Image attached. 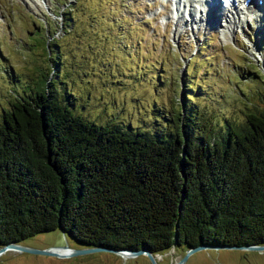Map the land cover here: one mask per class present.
Segmentation results:
<instances>
[{
    "label": "trees",
    "instance_id": "trees-1",
    "mask_svg": "<svg viewBox=\"0 0 264 264\" xmlns=\"http://www.w3.org/2000/svg\"><path fill=\"white\" fill-rule=\"evenodd\" d=\"M59 45L45 40L51 72L40 68L0 121V249L56 230L154 255L264 245V91L243 120L204 116L185 94L156 130L99 124L54 73Z\"/></svg>",
    "mask_w": 264,
    "mask_h": 264
},
{
    "label": "rangeland",
    "instance_id": "rangeland-1",
    "mask_svg": "<svg viewBox=\"0 0 264 264\" xmlns=\"http://www.w3.org/2000/svg\"><path fill=\"white\" fill-rule=\"evenodd\" d=\"M71 3L65 33L62 16ZM216 25L177 22L165 0H0V121L16 94L34 85L40 68L51 72L42 45L54 37L61 63L54 73L71 91L74 111L87 119L153 131L180 109L185 94H193L200 114L243 120L246 100L264 91V20L232 30L223 18ZM21 244L81 248L61 230ZM187 252L173 247L156 254V262L176 264ZM0 264L154 263L146 254L51 257L8 250ZM183 264H264V251L199 250Z\"/></svg>",
    "mask_w": 264,
    "mask_h": 264
},
{
    "label": "bare ground",
    "instance_id": "bare-ground-1",
    "mask_svg": "<svg viewBox=\"0 0 264 264\" xmlns=\"http://www.w3.org/2000/svg\"><path fill=\"white\" fill-rule=\"evenodd\" d=\"M230 2V8L226 7L223 0H218V2L217 0H205V3L201 4L189 2L191 13L190 17L193 22H197L198 20L201 22V24L206 22L211 26V28H213V25L217 26L216 24L219 23V21H221L223 18V20L225 19V22H227V27L230 30L234 29V27H244L248 20L251 19L250 17H252V19L256 22L259 20V18L264 20V0H262L261 4L257 3V5L253 7L254 11L253 9H247V11H245L246 7H242L239 0H230ZM185 4L188 3L185 2ZM197 6L198 9L200 8V12L198 9L197 11L192 9V7L196 8ZM182 18V16H179L180 20H182ZM186 23L189 22L187 21ZM58 252L60 254L64 253L66 257H69L71 256L70 253L72 250L71 248H61L58 250Z\"/></svg>",
    "mask_w": 264,
    "mask_h": 264
},
{
    "label": "water",
    "instance_id": "water-1",
    "mask_svg": "<svg viewBox=\"0 0 264 264\" xmlns=\"http://www.w3.org/2000/svg\"><path fill=\"white\" fill-rule=\"evenodd\" d=\"M61 248H65V249H69L70 247H65V246H61V247H49L45 250H38L36 248H28V247H25V245H22V244H6L5 247L1 248L0 249V256L5 254L6 251L8 250H11V251H14V252H24V253H30V254H38V255H44V256H47V255H51V257H61V256H66L64 253H59L58 250L61 249ZM226 248H229V249H235V250H238V249H242V250H249V251H252V250H256V251H260V252H263L264 251V245H259V246H256V245H250V246H243V245H238V246H229V245H225V246H215V245H198L196 248H193V249H187V255L186 257L180 261V262H177L176 264H183V262L185 261V259L187 257H189L190 255L198 252L199 250H211V249H215V250H225ZM72 252L70 253L71 256H74L75 254H79V255H87L88 253H98V252H101V251H106V252H110V253H117V254H120V256L124 257V258H129L131 256L133 257H137V256H140L142 254H146L152 261L154 264H157L156 262V258H155V255L153 253H151V251H149V249H147V247L143 248L142 250H139V251H133L132 249H129V250H120V249H109V248H106L104 246L102 247H93V246H89V247H81L80 249H71ZM174 264V263H173Z\"/></svg>",
    "mask_w": 264,
    "mask_h": 264
}]
</instances>
